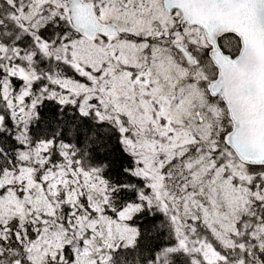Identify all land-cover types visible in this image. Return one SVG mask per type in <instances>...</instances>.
<instances>
[{"label": "snow or ice", "instance_id": "snow-or-ice-1", "mask_svg": "<svg viewBox=\"0 0 264 264\" xmlns=\"http://www.w3.org/2000/svg\"><path fill=\"white\" fill-rule=\"evenodd\" d=\"M0 264H264V0H0Z\"/></svg>", "mask_w": 264, "mask_h": 264}]
</instances>
